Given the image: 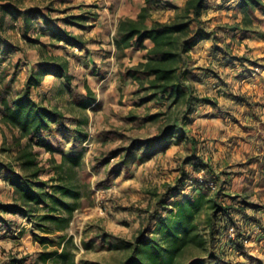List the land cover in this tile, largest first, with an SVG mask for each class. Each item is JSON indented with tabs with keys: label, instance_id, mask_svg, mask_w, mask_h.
Wrapping results in <instances>:
<instances>
[{
	"label": "trees",
	"instance_id": "16d2710c",
	"mask_svg": "<svg viewBox=\"0 0 264 264\" xmlns=\"http://www.w3.org/2000/svg\"><path fill=\"white\" fill-rule=\"evenodd\" d=\"M153 6L172 7L174 16L167 21L154 20L146 23ZM236 7L241 19L226 23L223 31L227 34L236 30L254 29V13L264 12V0H236ZM207 8L206 0H186L182 6H175L165 0L157 4L156 0H145L136 18H123L118 21L114 46L118 53L124 55L127 48L143 49L145 41L152 46L148 49L145 61L130 66L125 76L137 82L145 91L140 101H155L166 105V110L145 116L144 121H155L159 116H166L165 124L151 138L142 140L146 152L165 151L172 143L182 141L192 145V152L184 159V166L179 169L175 183H164L163 190H153L154 197L143 210H137L139 216L146 218L131 239L111 236L101 233L98 236L100 246L106 249H121L124 258L120 264H233L227 256L226 249L234 254L245 249V230L257 229L264 233V225L254 215L247 214L249 208L256 204L245 195L226 192L224 183H229L228 172H216L211 162L197 154V141L189 135L187 126L192 116L204 104L210 103L207 96L195 94L194 82L201 81L198 74H192L190 63L193 62L190 52L201 41L211 39L209 55L223 65L231 64L236 59L232 55L230 44L225 43V36H219L216 28L210 30L202 19V12ZM12 21L21 17L23 36L26 41L34 43L36 38L28 35L35 31L38 34H48L51 47H77L82 49L86 41L60 25L61 19L65 24H75L84 27L81 21L91 18L86 14H71L63 18H54L41 8H21L12 1H0V121L17 129L15 142L18 151L14 160L0 157V175L9 185L8 201L0 202V213L21 215L33 220L45 232L63 231L69 226L73 212L82 206V194L70 176H64L65 164L79 165L83 152L65 154L59 147L58 135L73 137L77 140L86 139L80 128H72L66 123L63 112L55 107L43 104L31 97V89L40 85L44 76L53 75L63 82L71 83L73 76L69 71V59L56 55L44 48L37 68L28 69L26 86L23 93H16L11 87L12 80L7 81L8 67L4 63L9 60L10 53L17 46L10 45L4 38L7 26L5 18ZM37 26L36 23H39ZM93 24H90L92 26ZM222 41V42H220ZM19 49V48H18ZM238 57V56H237ZM27 65V63H26ZM214 68H207L211 77L221 80ZM95 101L87 96L78 102L86 108ZM214 103V102H213ZM174 108L173 115L169 110ZM55 140V142H53ZM23 141V142H22ZM35 148L48 152V159L54 175L47 179L42 174L48 172L40 164ZM132 147H127V154ZM9 149L0 147L2 151ZM61 153V161L57 162L53 153ZM119 149L112 150L106 157V162ZM144 156L139 158L142 160ZM125 159L115 164L111 172L119 173L121 166L126 165ZM18 169H17V167ZM203 172V181L197 180V174ZM40 211H43L42 213ZM240 220H245L243 223ZM43 222H51L54 226L45 227ZM234 226V238L227 234L229 226ZM10 220L0 214V230L10 228ZM36 239L45 243L46 238L35 235ZM66 236H60L64 240ZM53 244V241H50ZM60 244V241L56 242ZM75 248L69 236L61 251L52 250L41 254L42 261L52 259L53 264H77ZM93 244L85 243L84 247ZM23 259L11 258L6 264H22ZM82 264H102L97 261L82 260Z\"/></svg>",
	"mask_w": 264,
	"mask_h": 264
},
{
	"label": "rangeland",
	"instance_id": "374dc122",
	"mask_svg": "<svg viewBox=\"0 0 264 264\" xmlns=\"http://www.w3.org/2000/svg\"><path fill=\"white\" fill-rule=\"evenodd\" d=\"M0 1H12L21 8H41L54 18H63L68 14L78 13L80 7L87 8L89 6L93 13L83 14L91 17L96 14L95 19L98 17L95 10L97 3L91 4V2L94 3L97 0ZM79 3L86 4L77 6ZM233 3H223L224 5L215 3L212 5L218 11L208 10L207 16H210L208 20L210 23L207 26L217 24V28H222L219 30L220 37L225 36L227 38L231 36V39L227 42L232 44V49L234 48L232 55L236 56L235 59L241 58L235 61L245 63L251 70L246 73L245 70L240 71L241 75L238 76H241V78L248 76L255 78L264 72V55L253 53L256 43L245 41L242 34L238 36L231 35L233 31L226 34L223 27H219L241 19V14L236 10V5H233ZM151 10L150 15L153 14L154 18L160 21L170 20L175 13L174 10L172 15H169L161 8L158 10L152 8ZM94 20L88 18L81 21L84 27L69 25L73 27L74 31H78L84 36L90 34V31H94V24L96 25L93 22ZM5 21L7 37L15 44H19L17 38H24L20 27L12 25L10 17H6ZM91 23L92 26H90ZM254 23L257 31L253 32L257 34H255L254 41H264V12L255 11ZM60 25L66 28L62 19ZM71 26L69 28H72ZM12 34H14V39L11 37ZM115 34L116 32L112 37V41L110 40L111 37L105 39L103 46L106 49L103 51L102 58L95 61V64L99 61L104 62V64L109 62V68L112 67L113 69L111 73L106 67L103 69L101 67L94 68L92 72L91 69L87 70L86 65H84L85 57L78 54L76 49L73 48L72 51H69L71 52L70 55L65 52L62 53L64 57L69 59V62L71 61V69L68 71L74 74L71 83L67 84L62 79L54 77L43 84L45 87L31 89L33 96L36 95L42 103L44 102L48 106L61 110L66 117V123L70 127L80 128L87 135L86 139H78L75 144L71 135L67 137L58 135L59 147L65 154L83 152L80 164L73 166L65 164L63 173L64 176H70L74 184L78 186V190L82 194L80 199L82 206L73 212L69 226L63 231L45 232L44 228L37 225V218L29 220L21 215L0 213L11 223L10 228L7 230L6 228L0 230V264L8 263L13 257L23 259L22 264H53L51 258L42 261L41 254L52 250L61 251L69 236H71L75 248H72L70 244L68 248L74 251L77 264H82V260L97 261L102 264H120L125 256L124 251L121 249H106L100 246L98 236L101 233H107L111 236L133 238L141 224L146 221V218L143 217L145 213H142L140 217V211H136L143 210L149 203H153L154 197L150 194L151 191L158 190L161 192L164 183H175L179 169L184 166V159L190 155L192 145L185 141L178 144L172 143L163 152L153 151L152 155H149V152H146L145 145L141 144L142 140L154 136L167 119L163 115L155 121H144L145 116L165 111L166 105H159L155 101L143 103L140 101V98L146 93L138 86L137 82L125 76V71L128 67L143 61L130 64L131 60L126 58L125 50L124 55H121L122 53H118L116 48L112 56L108 48L110 45H114ZM43 40L47 43L50 42L48 38ZM202 44L205 47V44ZM99 46L94 45L92 48L96 50ZM199 46L202 45H197L196 51L193 49L196 58H192L193 62L190 63L192 70L196 69L193 63H196L198 67L205 64L202 59L206 58V54L202 56L199 53ZM52 48L54 49V47ZM57 49L61 50V48ZM15 56L16 54H13L4 63L5 66H9L7 81L12 80L11 87L14 92L23 93L27 77L22 74L25 70L20 59L15 61ZM213 61L216 68L223 72V79L227 80L226 82L223 79L221 80V103L217 108L211 103L209 107L203 106L198 109L192 116L193 119L187 126V130L191 131L189 135L197 141V154L203 157L205 155L210 156L214 170L219 169L218 166L214 165L215 160H218L216 158V156H219L218 152H222L227 158L231 159L232 171L229 174H233V182L224 183L225 188L230 184L229 186H231L234 194L245 195L248 200L254 202L257 205L256 208H249L247 214L256 216L260 223L264 225V123H257L261 120L258 116H245L243 112L231 114V110H233L231 107L234 106L235 103L233 102L235 101L231 102L230 100L239 98L233 94V91L237 89L232 88V82H234L232 71L225 68L227 64L223 65L216 59H213ZM87 72L89 75L93 73L94 78L87 79ZM198 73L196 71L194 74ZM76 75L81 76V79L76 80ZM193 86L195 94L198 95L207 89L203 85L200 86L199 82H194ZM34 90H36V93ZM87 96L93 97L95 101L83 108L78 102ZM168 112L173 115L174 108ZM251 123L254 125L249 126L248 124ZM3 136L4 139L0 147L9 150L2 151L0 157L13 161L18 151L15 142L18 134L16 135L11 129H7L6 136L5 134ZM127 147H132L129 154L125 150ZM35 149L38 151L37 158L40 164L48 170L41 177L47 179L49 176L54 175V170L51 169L48 161L51 155L41 148ZM114 149H119L120 153L106 162V157ZM141 156L144 157L139 161ZM53 157L57 162L61 161L60 152L53 153ZM123 159L126 160L127 164L120 167L119 173H112L111 168ZM196 176L197 180L203 181L202 171ZM5 183L0 175L1 186ZM238 218L240 220L239 216ZM244 221L240 220L241 223ZM41 223L45 227L54 226L51 222L41 221ZM246 227L249 231L247 233L245 230L247 241L243 251L239 250L231 254L229 249H226L225 244L222 245H224L227 256L233 260L237 258L235 255L238 257L242 255L241 257L250 261L249 264H262L264 263V233H260L257 229L250 230L249 224ZM35 235L46 238L47 242H39ZM63 235L66 238L61 240L60 236ZM50 241L54 243L51 244ZM58 241H60V244L56 243ZM87 242L93 244V246L85 248L84 244Z\"/></svg>",
	"mask_w": 264,
	"mask_h": 264
},
{
	"label": "crops",
	"instance_id": "0c3cea01",
	"mask_svg": "<svg viewBox=\"0 0 264 264\" xmlns=\"http://www.w3.org/2000/svg\"><path fill=\"white\" fill-rule=\"evenodd\" d=\"M157 4H163L165 0H156ZM172 2V4H174L175 6H182L186 0H169ZM229 2H234L233 5H236V0H206V4H207V8H205L202 12V19L205 20L206 24L209 25V19L210 16H207V12L208 10H215L218 11V9L216 10V7H213L212 5H214L215 3H219L221 5H224L223 3L227 4ZM97 3V6L95 7V10L97 12V18L93 21L94 23H96V25L94 24V31H90V34L88 35H84L82 36V34H80L78 31H74L73 27L71 25H75V24H65L64 26L66 27L65 29L72 32L75 35H78L80 37H82L83 40L86 41L85 46L80 49L77 47H66V48H62V47H54V49L49 46V42H45V40H43L44 38H48L50 41V38L48 36V34H38L35 31H29L28 35L32 38H36L37 41L34 42L33 44L26 41L25 37L23 39L21 38H17V41L19 44H15L9 37H7L6 32L4 35L5 40L7 41V43H9L10 45L13 46H17V48H13V52L10 53V58L12 57L13 54H16V60L20 59V62L23 65V69L25 70L24 72H22V74L24 75V77H27L28 75V69L30 68H37L40 60H41V53L44 52V48L47 49L50 52H53V54L56 55H62V53H67V55L71 54L73 48L76 49V51L78 52V54H81L85 57L86 61H84V65H86L87 70L94 68H107L108 71H110V73L112 72V67L109 68V62H107L106 64H104V62H97V64H95L96 60H100L102 58L103 55V51L106 49L103 45H104V41L105 39H109L111 37V41H112V37L114 36V33L116 32V27H117V23L120 19L123 18H136L137 14L140 11V8L142 6H144L145 4V0H97L96 2L91 4H95ZM85 5L86 3H79L78 5ZM88 4V3H87ZM100 6V8H99ZM236 7V6H235ZM27 8H37V7H27ZM154 9L157 8L158 9H163V11L168 12L169 15H172V11H174V9L172 7H161V6H153ZM25 9V8H24ZM237 10V7H236ZM82 11V12H81ZM152 11V10H151ZM81 13H93V10H90L89 6L87 8L85 7H80L78 10V13L75 14H81ZM217 13V12H216ZM73 14V13H71ZM68 14V15H71ZM9 17V16H7ZM6 19V18H5ZM11 19V18H10ZM154 20H159V19H155L154 15L151 14L150 17L147 19L146 23L148 25H150ZM39 23H36L35 25L37 26ZM92 24V23H91ZM12 25L14 26H18L20 27V30L22 33H24V28L22 26L21 23V17H18V19L16 21H12ZM217 25V24H216ZM215 24L210 25L208 28L210 30H215L216 27ZM255 25V23H254ZM69 26H71L72 28H69ZM217 34H219V30H217ZM253 32H257L256 31V25L254 27V29L251 30H236L233 31L231 35H235L238 36L239 34H242V37L245 41H252L256 43V47H255V51H253V53H257L256 55H264V41H254L255 40V34ZM14 34H12V39H14ZM229 35V34H228ZM257 35V34H256ZM231 36L229 37H225V43H228L227 41H229L231 38ZM102 39V40H101ZM205 44L204 45L202 44ZM211 39H207V40H203L201 41L198 45H202L199 46V53L203 56H205L206 54V58L202 59L205 61L204 65H201L198 67V65L196 63H193V66L196 67V69L192 70L191 68V72L194 74L197 72L198 75L201 77V81H199L200 86H204L207 89H203L204 91L202 93L199 94V96H207L208 99L210 100V103H206L203 106H208L209 104H213L216 108L217 106L221 103V98H222V91L220 90V88L222 87L221 84V80L223 79V72L219 71L218 68H216V64H214V61L211 57V55H209V49L211 46ZM230 43V42H229ZM94 45H100L98 48H96V50H93ZM145 45L146 47L143 49H136V48H127L125 49V53H126V58H128L129 60H131L130 64L133 63H138L139 61H145L146 58V54L148 49L152 46L151 42L149 40L145 41ZM196 47L195 46L194 50L196 51ZM19 48V49H18ZM57 48H61L57 49ZM230 48H231V52L234 53L232 50H234V48L232 49V44H230ZM194 50H192L191 53V58L195 59L196 56L194 55ZM62 51V52H61ZM108 51L111 52V55H114V51H115V46L114 45H110L108 48ZM112 55V56H113ZM131 57V58H130ZM208 57V58H207ZM9 58V59H10ZM14 61V60H13ZM195 62V61H194ZM27 63V65H26ZM204 66V67H202ZM28 68V69H27ZM207 68H214L213 70L218 73V75L220 76L221 80H217L213 77H211V74L207 71ZM225 68L228 70L230 69L232 71V79H234L232 82V88L237 89L236 91H233V94L236 97L239 98H235V99H231L230 101L235 103L234 106L232 105L231 110V114L233 115L236 112H243V114H245V116H249V117H260V121H257V123H264V72H262L261 74H259V76L255 77V78H251V77H246V78H241L240 71L245 70L246 72H250L251 70H249V68L247 67V65H245V63H241V62H237V61H233L230 65H226ZM71 69V61L69 62V71ZM71 74V73H70ZM93 75V73H91ZM72 76L74 74H71ZM89 75L88 72L86 73V78L90 79L94 78V76ZM54 78L53 75L51 74H47L44 76L43 80L41 81L40 85L35 87V88H39V87H45L43 84H45L47 81H49L50 79ZM107 78V75H106ZM76 80L81 79V76H77L75 77ZM130 79V78H129ZM225 82L227 81L226 79H223ZM229 80V79H228ZM219 81V82H217ZM243 83H241V82ZM240 82V83H239ZM34 89V88H32ZM34 92L36 93V90H34ZM200 92V90H199ZM17 93V92H16ZM246 93V94H244ZM20 94V93H19ZM35 95V94H34ZM245 95V96H244ZM31 97L39 100L37 98V96H33V93L31 92ZM40 101V100H39ZM214 102V103H213ZM43 104H45L43 102ZM46 105V104H45ZM200 107V108H201ZM199 108V109H200ZM1 116V114H0ZM249 126H253L254 124H248ZM7 129H11L12 132L14 134H18L17 129L11 128L10 126L6 125L5 123L0 121V145L3 142L4 139V134L6 136V130ZM189 130V129H188ZM249 130V129H248ZM190 131V130H189ZM191 132V131H190ZM191 152H192V147H190ZM219 156L216 158L218 160H215L214 165L218 166V170L216 172L219 171H225L223 169H230V170H226V172H228V176L230 178V181L233 182V174H229L231 173V165H232V161L231 159L227 158L224 154H222V152H218ZM220 157V158H219ZM205 160H208L209 162H211V158L210 156L205 155L204 156ZM212 163V162H211ZM218 164V165H217ZM230 171V172H229ZM230 184H228V186H226V192L230 193V194H234L232 192V188L231 186H229ZM4 190V191H3ZM9 185L7 183H5V185L3 184L1 186L0 184V202H7L8 201V197H7V193H9ZM232 192V193H231ZM6 244V243H5ZM13 253V252H11ZM242 255H239V257L237 255H235V257H237L235 260H232L233 264H249L250 261L247 259H244L243 257H241ZM264 264V263H262Z\"/></svg>",
	"mask_w": 264,
	"mask_h": 264
},
{
	"label": "built area",
	"instance_id": "2783aa9c",
	"mask_svg": "<svg viewBox=\"0 0 264 264\" xmlns=\"http://www.w3.org/2000/svg\"><path fill=\"white\" fill-rule=\"evenodd\" d=\"M227 234L229 237L234 238V226H229L227 229ZM247 240L245 239L244 242H246Z\"/></svg>",
	"mask_w": 264,
	"mask_h": 264
}]
</instances>
